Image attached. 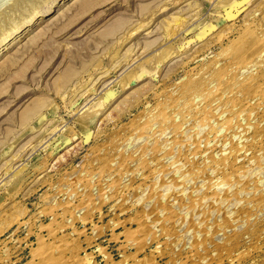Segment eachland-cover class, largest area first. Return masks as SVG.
I'll return each instance as SVG.
<instances>
[{"label": "rangeland", "instance_id": "1", "mask_svg": "<svg viewBox=\"0 0 264 264\" xmlns=\"http://www.w3.org/2000/svg\"><path fill=\"white\" fill-rule=\"evenodd\" d=\"M95 2L0 60V264H264V0ZM21 7L0 0V35Z\"/></svg>", "mask_w": 264, "mask_h": 264}, {"label": "bare ground", "instance_id": "2", "mask_svg": "<svg viewBox=\"0 0 264 264\" xmlns=\"http://www.w3.org/2000/svg\"><path fill=\"white\" fill-rule=\"evenodd\" d=\"M11 1V3H13V5H15L16 3H20L21 5H22V9H23V11H24V13H23V15H22V17H21V20H20V22H15V21H13L12 23H10V25H9V27L0 35V60H4V61H10L11 59V57L13 56V55H11L9 52L11 51V50H13L15 47H17L16 45L17 44H19L23 39H25V38H27V37H29L30 36V34H29V29H31V27H33V26H35V25H43V24H48V21H50L51 20V23H53L56 19H57V17L58 16H56V17H54L55 16V14H57L58 13V11L57 12H54L55 14H53V15H49V12L48 11H50V9L52 8V6H54V7H65L66 5H68V7H67V9L66 10H68V9H70V7H69V4L70 3H72L71 5L73 6L74 5V7H76V9L78 10H82V9H84L85 10V8H87L88 6L90 7V5L91 4H93L94 2H95V0H10ZM34 1V2H33ZM208 2H209V0H208ZM212 2V1H211ZM50 4H52L51 6H49ZM95 4H96V2H95ZM216 5H217V3H216ZM71 6V7H72ZM93 6H95L94 4H93ZM210 6V5H209ZM20 7V6H19ZM171 7V6H170ZM187 7V6H186ZM191 7H192V5H191ZM213 7V6H212ZM196 8V7H195ZM200 7H198V9H199ZM163 9V8H162ZM161 9V10H162ZM21 10V9H20ZM76 11V12H78V14H79V12L80 11ZM144 10V9H143ZM164 10V9H163ZM162 10V11H163ZM72 11V10H71ZM75 11V10H74ZM161 11V12H162ZM190 11V10H189ZM192 11V10H191ZM194 11H196V10H194ZM82 12H83V10H82ZM85 12H86V10H85ZM140 12H142V10L140 11ZM188 12V11H187ZM16 13V12H15ZM63 13V12H62ZM66 13V12H65ZM159 13H160V11H159ZM255 13H257V12H255ZM195 14L196 13H194V14H192V12H190V14H187V16H184V17H182V15H180V13L179 14H175L176 16H173V17H169L168 19H164L163 20V22H161L162 24H160V29L162 30L161 32L164 34V37H162L161 36V34H159L162 38H157V40L155 41V40H153V42H151V43H145L141 48H140V50H141V52H139V55H138V57L139 56H141L142 55V57L141 58H143L145 55H146V53L149 51V50H153V49H157L158 47H161V46H163V45H165L166 44V42H164V41H166L167 40V43L168 42H170L171 40H173V39H175L177 36H178V34H179V32H180V30L181 29H183V28H185L187 25H189L192 21H193V19L195 18ZM65 15V14H64ZM63 15V16H64ZM81 14H79V16H80ZM83 15V14H82ZM12 16V15H11ZM11 16H8V18L9 19H11L12 17ZM76 16V15H75ZM260 16V15H259ZM50 17V18H49ZM153 17V16H152ZM149 18V17H148ZM6 19V18H5ZM76 19V18H75ZM74 19V20H75ZM12 21V20H11ZM71 21H73V20H71ZM255 21V20H254ZM195 22V21H194ZM68 23H70V20H69V22ZM74 23V22H73ZM148 23L149 22H147V23H145V22H141V23H139L138 25H136L134 28H132V29H130V31L129 32H127L125 35H123V33H121L120 32V34H122V38L120 39V40H118L117 39V41H116V43H118L120 46H121V44H123L126 40H128V38H130L132 35H134L133 33H137L138 31L140 32L141 30H143V29H145L147 26H148ZM258 23V22H257ZM264 24V23H263ZM71 25V24H70ZM132 25V24H131ZM8 26V25H7ZM67 27H68V24H67ZM71 27V26H70ZM64 28H66L65 26H63L62 27V30H59V32H61V31H63V29ZM123 28V27H122ZM61 29V28H60ZM66 29H68V28H66ZM65 29V30H66ZM126 29H129V28H126ZM120 30H122V29H120ZM125 30V29H124ZM47 31V30H46ZM122 32H123V30H122ZM63 33V32H62ZM117 33H119V32H117ZM116 33V34H117ZM125 33V32H124ZM119 34V35H120ZM53 35V34H52ZM136 35V34H135ZM219 35V34H218ZM217 35V36H218ZM56 36V35H55ZM37 37V36H36ZM35 36L32 38V39H30V37H29V39H30V42H35V38H36ZM115 37V36H114ZM116 37H118V36H116ZM115 37V38H116ZM121 37V36H120ZM119 37V38H120ZM221 36L219 35V38H220ZM42 38V37H41ZM218 37H217V39H219ZM35 39V40H34ZM46 39V38H45ZM48 39V38H47ZM159 39V40H158ZM216 39V40H217ZM39 40V39H38ZM106 40V39H105ZM29 41V40H28ZM214 42V41H213ZM100 43V42H99ZM28 44V43H27ZM169 44V43H168ZM173 43H170L169 45H165L161 50H159V52L157 53V54H154L153 56H150L149 58H146V59H144L142 62H140V63H138V64H136L135 66L133 65V68L132 69H130L128 72H126V74H125V77L122 79V88L124 89V88H126L127 86H128V84H130V82L132 81V80H138V81H140L141 80V78H142V75L144 74V72H146V71H144L145 69H144V67L145 66H148V68L149 67H153V68H155L156 67V61H155V57L157 58L158 56V54H159V56H161V55H164V53L166 52H171L172 53V50H173V48H172V45ZM205 45H207V43H204ZM96 46H97V44H95ZM101 45V44H100ZM203 46V45H202ZM202 46H200V47H202ZM175 52V51H174ZM173 52V53H174ZM156 53V52H155ZM165 53V54H166ZM172 53V54H173ZM115 55V54H114ZM130 55V54H129ZM116 56V55H115ZM112 57V56H111ZM117 57V56H116ZM127 57H129V56H127ZM169 57H170V55H169ZM115 58V57H114ZM140 58V59H141ZM161 58V57H160ZM162 59V58H161ZM167 59V58H166ZM132 60V59H131ZM130 60V61H131ZM138 61V60H137ZM137 61H135V62H137ZM165 61V60H164ZM129 62V61H128ZM148 63V64H147ZM13 64V63H12ZM108 64V63H107ZM111 64V63H110ZM109 64V65H110ZM118 64V63H117ZM5 65V64H4ZM111 66V65H110ZM109 66V67H110ZM116 66V65H115ZM131 66V65H130ZM129 66V67H130ZM91 69H93V67H91ZM110 69V68H109ZM42 70V69H41ZM105 70V69H104ZM158 70V69H157ZM108 71V70H107ZM135 71L137 72L135 75H133L132 73H135ZM140 71V72H139ZM156 71V70H155ZM98 72V71H97ZM124 72V71H123ZM138 72H139V74H138ZM103 75V74H102ZM132 76L134 77V78H132ZM90 78V77H89ZM87 79V78H86ZM88 80H90V79H88ZM87 82V81H86ZM112 82V81H111ZM80 86V85H79ZM62 87V86H61ZM64 87V86H63ZM62 89V88H61ZM122 89V90H123ZM85 90V89H84ZM103 90V89H102ZM97 102V101H96ZM100 104H98V106H99ZM95 106H97V105H95ZM91 107H92V105H91ZM102 107V106H101ZM97 109H99L98 107H97ZM89 110H92V109H89ZM98 111V110H97ZM102 111V110H101ZM92 112V111H91ZM90 112V113H91ZM100 112V110L98 111V113ZM87 113V112H86ZM89 113V112H88ZM88 114L87 116H91V114ZM93 113V112H92ZM105 113V112H104ZM94 114V113H93ZM95 114H97V113H95ZM86 115V114H85ZM84 114H82L81 116H85ZM79 117L80 119H82V117ZM87 116H85V117H87ZM27 122V121H26ZM22 124V123H21ZM23 125V124H22ZM31 145V144H30ZM36 145V144H35ZM34 145V146H35ZM41 147V146H40ZM235 151V149L233 150V152ZM229 154H230V151L228 152ZM221 160V162L222 163H224V162H226L227 160H229V155L227 154V155H224V156H222V158H220ZM22 170V169H21ZM20 171V170H19ZM13 172V171H12ZM16 173V172H15ZM19 209H20V207H19ZM18 209V210H19ZM143 247H149V245L148 244H146V245H144ZM143 250V249H142ZM146 252H152V251H154V249H152V248H147L146 250H145ZM70 254H71V257H70V259H71V261L70 262H72L73 263V261H77V258H76V253L75 252H70ZM68 259V258H67ZM72 259H73V261H72ZM83 261H84V264H91L92 263V260H91V256H85L84 258H83ZM69 262V263H70ZM63 263H64V261H63ZM75 263V262H74Z\"/></svg>", "mask_w": 264, "mask_h": 264}]
</instances>
